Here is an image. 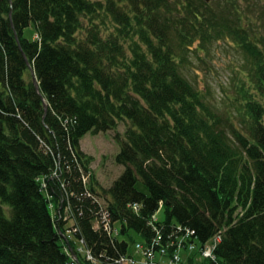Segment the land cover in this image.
Wrapping results in <instances>:
<instances>
[{
    "label": "trees",
    "instance_id": "trees-1",
    "mask_svg": "<svg viewBox=\"0 0 264 264\" xmlns=\"http://www.w3.org/2000/svg\"><path fill=\"white\" fill-rule=\"evenodd\" d=\"M244 1L0 0V264H114L159 235L158 264H264V0ZM220 40L245 59L227 111L183 72ZM120 122L103 187L80 140ZM177 226L195 248L173 261Z\"/></svg>",
    "mask_w": 264,
    "mask_h": 264
},
{
    "label": "rangeland",
    "instance_id": "rangeland-1",
    "mask_svg": "<svg viewBox=\"0 0 264 264\" xmlns=\"http://www.w3.org/2000/svg\"><path fill=\"white\" fill-rule=\"evenodd\" d=\"M207 2L216 3L217 0H208ZM240 7L243 8L245 5L240 4ZM262 33L264 34V30ZM35 34L33 24L23 30V36L27 39L32 40L36 37ZM207 48L208 50L193 53L183 72L198 88H208L210 90L209 100L220 110L227 111L234 107V99L239 97L238 86L243 82L239 80L241 77L244 79V74H238L240 72L236 69L245 63V59L235 47L226 41L213 42ZM238 76H240L239 79ZM237 81L240 83L237 84ZM235 120L233 119V122L237 124ZM124 129V122H120L116 130L100 133L88 132L80 140L81 149L94 156L92 168H94L96 177L103 187H108L123 171V166L116 164L114 157L119 150L115 135L117 133L122 136ZM136 187L145 193L148 192L140 180L137 181ZM155 215L158 220H164V207L161 206ZM129 235L136 240L140 239L139 235L133 231H130ZM131 247L132 245L130 246V253L133 258L141 260L142 256Z\"/></svg>",
    "mask_w": 264,
    "mask_h": 264
},
{
    "label": "built area",
    "instance_id": "built-area-1",
    "mask_svg": "<svg viewBox=\"0 0 264 264\" xmlns=\"http://www.w3.org/2000/svg\"><path fill=\"white\" fill-rule=\"evenodd\" d=\"M103 222H104V226L105 228H108V222H109V218L107 215H104L103 218ZM193 230L189 229V228H185V227H181V226H177L174 229L172 228L170 231V234L168 235V245L171 246H175L174 252L171 254V257H173V261L175 260H179V252L181 251V249L184 247V245H186L187 247V251H191L194 247V242H191L189 240L193 239ZM175 236L176 239H171V237ZM160 235L157 236L154 240L152 244H141V243H135L134 248L135 251L138 252L141 256L142 259L141 260H135L133 258V256H130L128 254H124L121 257H118L117 259H115V263L114 264H158V258L157 255L159 254H163L166 252V245L163 244H159L162 243L160 241ZM217 240H219V236L216 237ZM83 241L80 240L79 241V247H78V251H80L82 253V255L84 256L85 260H92V254L89 250H87L83 245ZM155 245H158V247H155ZM214 246L211 245H206L203 246V248H201L202 254L203 256L209 257V258H214L215 255L213 253V248ZM95 261V260H92ZM172 262V260H171ZM174 264V263H173Z\"/></svg>",
    "mask_w": 264,
    "mask_h": 264
},
{
    "label": "water",
    "instance_id": "water-1",
    "mask_svg": "<svg viewBox=\"0 0 264 264\" xmlns=\"http://www.w3.org/2000/svg\"><path fill=\"white\" fill-rule=\"evenodd\" d=\"M206 1H208V0H206ZM16 39L18 40L17 35H16ZM30 71H31V74H32V81L34 83L35 89L38 91L39 90L38 81H37V79H36V77L34 75V71H33L32 68H30ZM45 108H46V105H45Z\"/></svg>",
    "mask_w": 264,
    "mask_h": 264
},
{
    "label": "bare ground",
    "instance_id": "bare-ground-1",
    "mask_svg": "<svg viewBox=\"0 0 264 264\" xmlns=\"http://www.w3.org/2000/svg\"><path fill=\"white\" fill-rule=\"evenodd\" d=\"M35 36L37 37V34H35Z\"/></svg>",
    "mask_w": 264,
    "mask_h": 264
}]
</instances>
